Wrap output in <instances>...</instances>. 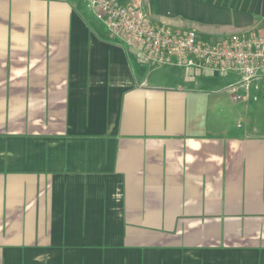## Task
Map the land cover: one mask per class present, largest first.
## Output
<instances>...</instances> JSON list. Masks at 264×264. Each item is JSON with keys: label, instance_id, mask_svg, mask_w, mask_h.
I'll return each mask as SVG.
<instances>
[{"label": "crops", "instance_id": "crops-1", "mask_svg": "<svg viewBox=\"0 0 264 264\" xmlns=\"http://www.w3.org/2000/svg\"><path fill=\"white\" fill-rule=\"evenodd\" d=\"M122 1L264 31V0ZM243 78L140 61L85 0H0V264H264V71Z\"/></svg>", "mask_w": 264, "mask_h": 264}, {"label": "built area", "instance_id": "built-area-1", "mask_svg": "<svg viewBox=\"0 0 264 264\" xmlns=\"http://www.w3.org/2000/svg\"><path fill=\"white\" fill-rule=\"evenodd\" d=\"M109 31L150 65L175 63L196 71H239L245 82L264 71V31L234 33L220 38L193 28L154 22L141 1L85 0ZM239 98V97H235Z\"/></svg>", "mask_w": 264, "mask_h": 264}]
</instances>
